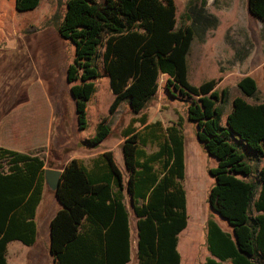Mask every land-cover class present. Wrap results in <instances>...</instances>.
Masks as SVG:
<instances>
[{
  "label": "trees",
  "instance_id": "1",
  "mask_svg": "<svg viewBox=\"0 0 264 264\" xmlns=\"http://www.w3.org/2000/svg\"><path fill=\"white\" fill-rule=\"evenodd\" d=\"M39 1L15 0V8L32 10ZM247 7L251 16L264 21V0H247ZM185 19L187 23L178 24L174 0L66 1L57 31L74 46L66 81L78 129L87 127V103L96 89L99 61L113 93L109 112L127 100L138 116L121 130L125 176L111 151L88 163L72 158L62 166L59 185L52 191L60 207L49 222L53 264H127L131 239L126 194L136 218V264L181 263L177 246L188 221L182 123L149 122L142 113L158 90L161 74L166 75V90L191 98L187 117L196 123L197 140L217 160L209 168L215 182L208 202L230 230L207 220L203 264H264V165L255 180L245 179L252 167L237 147L255 157L264 153V101L247 100L258 97V83L242 76L227 126L220 125L228 89L217 90L216 78L194 85L187 77L194 37L201 40L218 18L207 11L206 0H190ZM109 133L103 117L84 143L98 146ZM53 167L38 153L0 145V264H8L9 242L35 243L44 171Z\"/></svg>",
  "mask_w": 264,
  "mask_h": 264
},
{
  "label": "rangeland",
  "instance_id": "2",
  "mask_svg": "<svg viewBox=\"0 0 264 264\" xmlns=\"http://www.w3.org/2000/svg\"><path fill=\"white\" fill-rule=\"evenodd\" d=\"M66 1L40 0L36 8L21 12L15 8V0H0V145L38 153L47 164L58 166L72 158L87 163L93 154L109 149L116 164L124 169L121 130L138 114L131 111L127 100L113 113L109 112L113 93L99 61L96 89L87 103V127L78 129L75 102L66 81V68L74 57V46L57 31ZM174 1L178 24L187 23L185 12L190 0ZM206 9L218 18V23L201 40L194 37L187 55V77L194 85L216 78L219 79L217 90L228 89L220 119V125L226 127L231 100L240 95L237 81L242 76L250 75L258 83V97L247 100L264 101V21L250 15L247 0H206ZM158 82L156 94L142 113L149 122L182 123L185 163L182 184L188 221L179 234L177 248L180 264H203L208 255L207 220L214 219L224 230H230L227 222L208 204V194L215 182L209 168L217 160L197 140L196 123L187 117L191 98L175 89L166 90L164 74ZM103 117L107 118L110 133L98 146H87L84 141L94 136L97 122ZM134 125L139 126L140 122ZM237 147L252 167L251 175L244 178L255 180L257 169L264 165V153L255 157L249 149ZM36 220L38 242L34 246L11 242L7 253L10 264L45 262L49 257L45 250V223L38 216Z\"/></svg>",
  "mask_w": 264,
  "mask_h": 264
},
{
  "label": "crops",
  "instance_id": "3",
  "mask_svg": "<svg viewBox=\"0 0 264 264\" xmlns=\"http://www.w3.org/2000/svg\"><path fill=\"white\" fill-rule=\"evenodd\" d=\"M16 150H18V149H16ZM19 151H22V150H19ZM104 151H110V150L109 149H102L99 152H97L96 154H93L91 156V158L96 156L99 153L104 152ZM62 166L54 165L53 168L61 169ZM119 169L122 171L123 175L125 176L126 175L125 168L121 169L119 167ZM52 191L53 190L49 189L47 186L44 188L42 199H41V201H40V203H39V205L37 207V212H36V215H35V220H36V216H38L39 219L45 223V227H46V232L45 233H46V240H47V242L45 243V250L47 251L49 257L46 255L47 256V258H46L47 260H45V262L44 261H37V263H36V261H35V262H32L31 264H53V260H52L51 254L49 252V239H50V236H49V222H50L51 218L53 217L54 213L59 209L60 205H59V203L57 201L56 196L54 195V193ZM126 200H127V204H128V208H129V230H130V239H131L130 261L127 264H136V261H137V259H136V238H137V234H136L137 233V231H136V218H135V215H134V213H133V211L131 209V205L129 204L130 200H129V197H128L127 194H126ZM36 223H37V220H36ZM38 233H39V230H38V223H37V238H36L35 243L33 245H31V246L36 245V243L38 242ZM14 241H17V240H14ZM11 242H13V241H11ZM11 242H9L8 245H7V253H8L9 244ZM133 250H134V252H133ZM7 253H6V258H7ZM7 262H8V260H7ZM8 264H10V263L8 262Z\"/></svg>",
  "mask_w": 264,
  "mask_h": 264
},
{
  "label": "water",
  "instance_id": "4",
  "mask_svg": "<svg viewBox=\"0 0 264 264\" xmlns=\"http://www.w3.org/2000/svg\"><path fill=\"white\" fill-rule=\"evenodd\" d=\"M61 173H62L61 169H57V168H46L45 169V171H44L45 184L49 189L55 190L58 187ZM208 204L210 206L209 202H208ZM130 205L132 206L131 198H130ZM210 208H211V206H210ZM211 210L214 211L212 208H211Z\"/></svg>",
  "mask_w": 264,
  "mask_h": 264
}]
</instances>
